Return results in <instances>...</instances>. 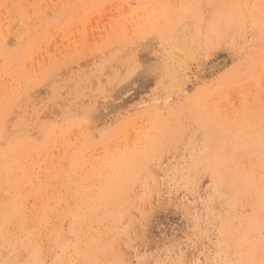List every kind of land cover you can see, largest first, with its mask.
<instances>
[{
  "label": "rangeland",
  "instance_id": "1",
  "mask_svg": "<svg viewBox=\"0 0 264 264\" xmlns=\"http://www.w3.org/2000/svg\"><path fill=\"white\" fill-rule=\"evenodd\" d=\"M0 264H264V0H0Z\"/></svg>",
  "mask_w": 264,
  "mask_h": 264
}]
</instances>
